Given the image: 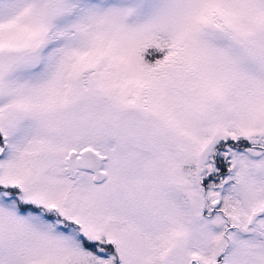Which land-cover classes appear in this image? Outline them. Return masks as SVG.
Masks as SVG:
<instances>
[{"label":"snow or ice","instance_id":"snow-or-ice-1","mask_svg":"<svg viewBox=\"0 0 264 264\" xmlns=\"http://www.w3.org/2000/svg\"><path fill=\"white\" fill-rule=\"evenodd\" d=\"M0 264H264V0H0Z\"/></svg>","mask_w":264,"mask_h":264}]
</instances>
